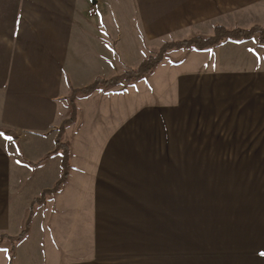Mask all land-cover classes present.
Segmentation results:
<instances>
[{"label": "crops", "instance_id": "obj_1", "mask_svg": "<svg viewBox=\"0 0 264 264\" xmlns=\"http://www.w3.org/2000/svg\"><path fill=\"white\" fill-rule=\"evenodd\" d=\"M256 24L264 27V0H0V130L14 132L0 133V237L17 236L33 200L61 177L60 153L35 164L57 147L72 87L137 68L167 41ZM76 103L63 136L69 182L33 206L15 264H146L171 255L173 264H264V46L256 39L170 51L148 78ZM139 107L159 112L156 147L158 137L188 140L191 166L142 171L137 155L135 170L113 166L129 152V116ZM113 113L123 116L115 136ZM88 197L93 248L80 208ZM9 251L5 239L0 264Z\"/></svg>", "mask_w": 264, "mask_h": 264}, {"label": "trees", "instance_id": "obj_2", "mask_svg": "<svg viewBox=\"0 0 264 264\" xmlns=\"http://www.w3.org/2000/svg\"><path fill=\"white\" fill-rule=\"evenodd\" d=\"M256 39L260 46H264V27L261 25H252L248 28L234 27L228 28L222 25L214 27L213 33L209 36L194 35L190 38L182 40H171L163 43L157 50H150L144 60L137 68L127 67L122 73L114 75L110 78H97L88 86L75 89L71 88V94L68 98L70 107V116L65 120L59 128L56 149L48 154L44 159L36 163V166L42 165L53 154L60 153L62 156V174L59 180L50 189H46L43 193L35 198L32 202L29 217L26 220L25 226L17 236H1L0 248L5 239L10 241L9 264H15L17 245L23 242L29 235L31 230V221L34 216L32 210L34 205L46 204L47 198L51 195L60 193L68 184L73 164L71 163V152L68 144L64 142V133L77 118V97L79 95L90 96L97 91H106L115 88L119 85L131 86L138 83L149 76L153 75L159 65L165 60L168 53L173 50H197L205 51L218 46L223 40L246 41ZM3 135H12L14 132L10 130H0Z\"/></svg>", "mask_w": 264, "mask_h": 264}, {"label": "rangeland", "instance_id": "obj_3", "mask_svg": "<svg viewBox=\"0 0 264 264\" xmlns=\"http://www.w3.org/2000/svg\"><path fill=\"white\" fill-rule=\"evenodd\" d=\"M184 50V49H183ZM174 56V55H173ZM172 58V57H171ZM182 55H179V57H177V59H181ZM120 86V85H119ZM118 87V86H116ZM173 91H171L172 93ZM176 93V92H174ZM180 106L181 104L179 103L178 105V111L180 110ZM172 107V105L165 107V109L170 110ZM70 109V108H69ZM135 109H142L141 107L139 108H135ZM144 109V108H143ZM139 110V112H136L133 116H129V117H134L131 122L130 125L132 126V129H134V139L132 144L128 147V153L126 154L123 153L119 156H117V159L115 161H113V166H129L128 169H134L137 166H142L141 163H139V156L142 158L141 161L144 163L145 162V166H142V171H147L150 168H153L155 170L159 171V166H164V169L166 170L165 166H183L185 168H188V166H191L190 164V156L188 154L189 148H188V140L187 139H181V140H176L173 137L171 138H161L158 137V142H157V147H156V140H157V135H158V130H159V126H158V120H151L152 117L157 116L159 114L158 111H153L152 109H149V107H147L144 110ZM175 113V111H173ZM173 113V116H174ZM164 114V113H162ZM70 116V114H69ZM118 116V115H117ZM114 115L113 113V136H115L118 131L119 128L116 127V131L114 130V126L116 125L115 123V118L117 117ZM118 117L119 120H121L123 118L122 115H119ZM169 117V115H168ZM128 120V119H127ZM126 120V121H127ZM126 121L124 123H126ZM153 123H156L154 125H152ZM163 125V124H161ZM155 127H157V130H155ZM171 128V133H169L170 135L173 134L174 128L172 126H170ZM185 134V132L183 133ZM181 141V142H180ZM179 142L180 147H179ZM134 144H141L142 149H140L141 146H137V145H133ZM180 151V153L177 151L178 149ZM182 148V149H180ZM151 149L153 150H157L156 154H150L149 151H151ZM71 152V151H70ZM126 154V155H124ZM124 155V156H122ZM138 158H137V156ZM76 158V156L74 157ZM119 160V161H118ZM176 160V161H174ZM72 161V160H71ZM72 163V162H71ZM74 165H76L77 160H73ZM116 163V164H115ZM126 163V164H125ZM135 166V167H133ZM163 172V171H162ZM141 176V175H139ZM145 180H147L148 184L149 181L146 178ZM93 199H91L90 197H88V200H83L82 203L80 204V208H83V211H85L87 217H86V232H87V238H86V245L87 247L94 246V241H95V227H94V218L92 215V211L94 212L95 208H94V202L92 201ZM90 215V217H89ZM76 220L71 219V227L75 224V228L79 229L81 227H78L77 223L75 222ZM89 233L92 235V237H89ZM90 239V240H89ZM74 245H78L79 241L73 242ZM7 245L5 244V247ZM160 257V258H159ZM155 257V258H151L146 260V264H161V262L163 260H165L168 264H173V256H169V257ZM125 258H129L132 259L134 258V256L131 257H116L113 258V260H121V259H125ZM123 261H119L117 264H121ZM145 261V260H144ZM142 263V261H141Z\"/></svg>", "mask_w": 264, "mask_h": 264}]
</instances>
